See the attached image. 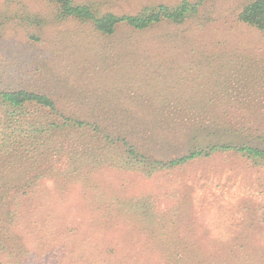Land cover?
Listing matches in <instances>:
<instances>
[{"label":"rangeland","instance_id":"374dc122","mask_svg":"<svg viewBox=\"0 0 264 264\" xmlns=\"http://www.w3.org/2000/svg\"><path fill=\"white\" fill-rule=\"evenodd\" d=\"M89 1L115 13L181 2ZM250 1L204 0L182 22L105 34L52 0H0V91L47 93L96 127L62 131L60 151L21 168L33 185L0 199V264H264V159L117 163L124 142L162 161L264 147V30L238 19Z\"/></svg>","mask_w":264,"mask_h":264},{"label":"trees","instance_id":"16d2710c","mask_svg":"<svg viewBox=\"0 0 264 264\" xmlns=\"http://www.w3.org/2000/svg\"><path fill=\"white\" fill-rule=\"evenodd\" d=\"M52 1L57 4L61 17H74L91 22L98 31L112 34L117 26L123 23L143 30L164 20L182 22L197 12L204 0H181L175 5L150 4L134 13H115L110 10L104 12L102 9L101 12L97 8L98 4L89 0ZM238 19L264 30V0L248 2L240 11ZM91 126L92 124L85 120L61 113L54 99L47 93L24 88L0 91V199L12 191H28L33 181L26 179L21 168L25 165L31 169L39 168L35 165L45 160L41 158L52 157L55 152L60 151L61 139L57 136H61L62 131H82L89 128L93 137H96V127L93 129ZM123 145L126 146L125 152L129 154L130 159L124 158L123 154L121 159H117V163L120 166L129 165L135 168L147 165L146 173L182 166L191 160L208 157L219 151H236L256 163L264 159V147L249 144L212 143L202 148H194L189 153L168 161L150 160L138 153L133 145L126 142Z\"/></svg>","mask_w":264,"mask_h":264}]
</instances>
